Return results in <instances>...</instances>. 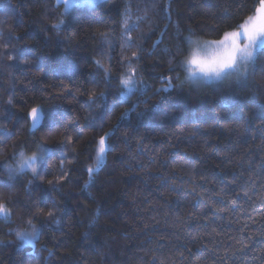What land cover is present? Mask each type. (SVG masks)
Masks as SVG:
<instances>
[{"label":"trees","instance_id":"1","mask_svg":"<svg viewBox=\"0 0 264 264\" xmlns=\"http://www.w3.org/2000/svg\"><path fill=\"white\" fill-rule=\"evenodd\" d=\"M260 1L0 0V264H264V47L181 63Z\"/></svg>","mask_w":264,"mask_h":264},{"label":"rangeland","instance_id":"2","mask_svg":"<svg viewBox=\"0 0 264 264\" xmlns=\"http://www.w3.org/2000/svg\"><path fill=\"white\" fill-rule=\"evenodd\" d=\"M63 4L66 13L73 5L90 6L100 0H56ZM189 52L182 60L186 79L192 82L212 81L225 74L244 68L252 54L264 47V0L257 5L254 13L241 27L225 32L219 39L187 38ZM33 154H20L8 163L6 173L14 176L22 170H35L47 153V148ZM5 215L6 213H0ZM30 235L36 237L34 228ZM22 236V230L17 232ZM33 237V238H34Z\"/></svg>","mask_w":264,"mask_h":264},{"label":"water","instance_id":"3","mask_svg":"<svg viewBox=\"0 0 264 264\" xmlns=\"http://www.w3.org/2000/svg\"><path fill=\"white\" fill-rule=\"evenodd\" d=\"M31 121L32 126L35 128L40 125L43 119V113L40 107H34L31 114ZM28 240V241H27ZM24 241L31 247H35V242L33 241V237H29L27 239H24Z\"/></svg>","mask_w":264,"mask_h":264}]
</instances>
